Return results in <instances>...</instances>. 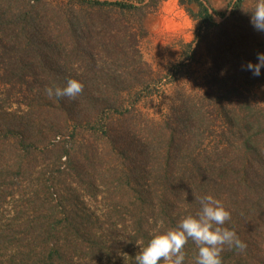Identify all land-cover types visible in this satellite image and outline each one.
Masks as SVG:
<instances>
[{"label":"trees","instance_id":"trees-1","mask_svg":"<svg viewBox=\"0 0 264 264\" xmlns=\"http://www.w3.org/2000/svg\"><path fill=\"white\" fill-rule=\"evenodd\" d=\"M244 2L180 0L207 43L210 88L178 92L157 118L141 107L156 71L116 15L140 10L133 0H0V264H135L206 194L247 244L225 245L222 264H264V104L253 93L264 69L243 67L264 52V32ZM69 78L83 83L77 97H48ZM183 251L195 264L191 239Z\"/></svg>","mask_w":264,"mask_h":264},{"label":"rangeland","instance_id":"rangeland-1","mask_svg":"<svg viewBox=\"0 0 264 264\" xmlns=\"http://www.w3.org/2000/svg\"><path fill=\"white\" fill-rule=\"evenodd\" d=\"M228 1L209 0L221 11H227ZM256 1L245 0L244 3L252 8ZM168 2H174V5H166ZM140 7L138 11H118L116 15L122 23L128 22L135 28L141 52L156 71L158 88L153 97L143 100L141 107L161 118L169 112L178 92L198 93L210 88L211 60L206 41L201 40L198 45L197 22L180 0H149ZM193 7L198 10L196 4ZM216 20L222 22L224 18L217 17ZM253 93L264 104V82L257 84Z\"/></svg>","mask_w":264,"mask_h":264},{"label":"clouds","instance_id":"clouds-1","mask_svg":"<svg viewBox=\"0 0 264 264\" xmlns=\"http://www.w3.org/2000/svg\"><path fill=\"white\" fill-rule=\"evenodd\" d=\"M137 3V0H133ZM251 23L255 30L264 32V0H257L251 12ZM243 67L253 76H260L264 69V52L257 53L255 62L248 61ZM83 83L69 78L63 87L46 89L49 98H75L83 91ZM200 209L195 214L186 215L174 228L155 234L147 246L136 256L135 264H184V245L191 239L198 248L195 264H222L224 246L244 251L247 244L234 229L225 226L231 212L220 199L212 194L199 197Z\"/></svg>","mask_w":264,"mask_h":264},{"label":"water","instance_id":"water-1","mask_svg":"<svg viewBox=\"0 0 264 264\" xmlns=\"http://www.w3.org/2000/svg\"><path fill=\"white\" fill-rule=\"evenodd\" d=\"M110 1H115V0H110ZM149 0H144L143 2H137V3H134L135 5L137 6H142L144 4H146ZM231 14V10L228 12L227 15Z\"/></svg>","mask_w":264,"mask_h":264},{"label":"crops","instance_id":"crops-1","mask_svg":"<svg viewBox=\"0 0 264 264\" xmlns=\"http://www.w3.org/2000/svg\"><path fill=\"white\" fill-rule=\"evenodd\" d=\"M166 5L173 6V5H174V2H168ZM166 7H167V6H165V9H167Z\"/></svg>","mask_w":264,"mask_h":264}]
</instances>
